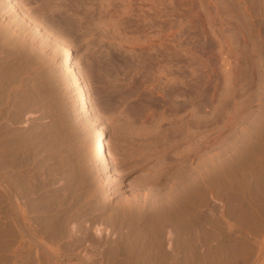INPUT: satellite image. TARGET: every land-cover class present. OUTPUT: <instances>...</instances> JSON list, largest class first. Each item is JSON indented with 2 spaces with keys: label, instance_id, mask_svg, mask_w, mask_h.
<instances>
[{
  "label": "rangeland",
  "instance_id": "rangeland-1",
  "mask_svg": "<svg viewBox=\"0 0 264 264\" xmlns=\"http://www.w3.org/2000/svg\"><path fill=\"white\" fill-rule=\"evenodd\" d=\"M17 1L0 264H264V0Z\"/></svg>",
  "mask_w": 264,
  "mask_h": 264
},
{
  "label": "bare ground",
  "instance_id": "bare-ground-1",
  "mask_svg": "<svg viewBox=\"0 0 264 264\" xmlns=\"http://www.w3.org/2000/svg\"><path fill=\"white\" fill-rule=\"evenodd\" d=\"M10 2V7L13 9L14 12H17L18 14H22V16H26L24 15L22 8L20 6V3L17 0H8ZM86 1V0H85ZM27 2V1H26ZM87 2V1H86ZM25 5V4H24ZM27 7V6H26ZM28 17V16H26ZM25 18V17H24ZM36 19V18H34ZM26 20V19H25ZM31 20V19H30ZM32 21V20H31ZM36 22V21H34ZM38 22V20H37ZM37 22L35 23L37 26ZM58 22V21H56ZM41 23V22H40ZM55 25V24H54ZM53 25V27H54ZM59 25V24H58ZM8 26L10 27V25L8 24L6 27H4V30H0V38L3 35V33L8 29ZM3 31V32H2ZM6 38L7 37V33L5 35ZM65 61L66 64L73 70L74 75L77 76V85H78V92L81 94V99L82 102L84 103L85 108L88 110V96H87V91H86V87H85V82H84V78L80 76V74L77 73V68H76V63L74 61L73 56L70 53V50H66L65 51ZM80 70V69H79ZM83 78V79H82ZM2 130V129H1ZM94 148L96 150V157L100 160V162L102 163L103 166L107 167V168H113L112 167V163L110 160V156L108 153V150L106 148L105 145V137H104V132L102 129H97L96 131V139H95V143H94ZM37 176V175H36ZM36 179V177H35ZM39 179V178H38ZM39 181V180H36ZM35 181V182H36ZM11 184V183H10ZM13 184V183H12ZM41 184V183H40ZM36 185V184H35ZM13 186V185H11ZM38 187V186H37ZM36 189V188H35ZM39 189V188H38ZM41 189V188H40ZM39 191V190H38ZM40 194V193H39ZM39 197V196H38ZM42 201V200H41ZM45 201V200H44ZM43 211V210H42ZM45 212V211H44ZM46 214V213H44ZM45 216V215H43ZM43 220V219H42ZM48 224V223H47ZM46 224V225H47Z\"/></svg>",
  "mask_w": 264,
  "mask_h": 264
}]
</instances>
